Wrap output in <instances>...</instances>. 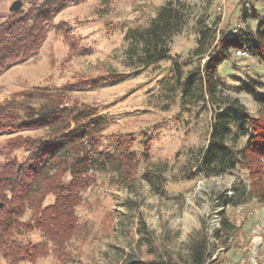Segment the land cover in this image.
Returning <instances> with one entry per match:
<instances>
[{
	"label": "rangeland",
	"instance_id": "1",
	"mask_svg": "<svg viewBox=\"0 0 264 264\" xmlns=\"http://www.w3.org/2000/svg\"><path fill=\"white\" fill-rule=\"evenodd\" d=\"M66 1L39 53L0 75V103L36 87L65 90L69 103L91 105L110 120L103 150L114 152V139L127 136L140 162L128 181L116 170L94 174V185L82 192L76 209L78 228L65 258L49 255L21 264H149L166 253L186 264L191 244L202 238L212 246L208 264H264V203H259L264 190L243 206L224 204L258 179L241 167L212 175L198 171L214 119L208 99L201 98L203 67L223 39H245L257 28L255 15L264 16V0ZM169 1L183 3L188 12L187 25L171 45L173 59L140 70L127 67L125 34L130 28L148 26ZM16 2L27 11L43 0H0V24ZM200 27L210 31V48L201 59L194 58ZM185 61L192 63L182 66V81L194 78L198 87L196 98L190 100L175 80L174 63ZM218 81L219 95L238 99L257 116L255 97L239 89L248 83L264 84V64L258 58L232 50L219 67ZM258 93L264 95V90ZM236 131L229 144L236 150L250 145L251 139ZM45 133L21 135L38 138ZM14 136H0V166L27 153L21 149L8 154L6 142ZM148 140L150 156L144 161ZM52 201L49 197L45 204ZM28 218L29 214L24 220ZM226 221L234 230L218 240L216 230ZM140 222L153 235L155 255L140 245ZM29 239L37 242L41 237L34 233ZM0 264H11L2 253Z\"/></svg>",
	"mask_w": 264,
	"mask_h": 264
},
{
	"label": "trees",
	"instance_id": "2",
	"mask_svg": "<svg viewBox=\"0 0 264 264\" xmlns=\"http://www.w3.org/2000/svg\"><path fill=\"white\" fill-rule=\"evenodd\" d=\"M67 5L66 0H43L41 5L27 11L11 13L0 24V75L13 64L28 61L39 53L49 27ZM255 20L257 28L247 38L222 40L219 48L209 55L199 81L201 98L208 99L214 119L209 145L198 171L212 175L241 167L251 178L258 179L249 188L238 191L234 198L226 199L224 204L235 208L247 204L264 190V175L260 174L264 169V95L258 93L264 90V84L248 83L239 89L255 97L259 108L257 116H253L238 99L218 94V70L232 50L258 58L264 64V16L255 15ZM187 23L186 6L169 1L148 26L130 28L125 34L126 66L140 70L171 61L173 40ZM209 32L200 27L194 58H204L209 51ZM191 63H174L176 84L184 89L188 100L196 98L198 87L194 78L183 82L181 70ZM68 88L75 90L72 86ZM68 96L65 90L45 86L13 94L0 103V136L16 135L6 142L8 154L13 156L21 149L27 152L23 156L14 155L0 166V253L11 264L27 260L34 263L49 255L65 258L67 244L78 228L76 209L82 201V192L94 185V174L116 170L128 181L139 166L140 160L132 153V141L127 136L114 139V152L103 150V133L110 120L91 105L69 103ZM233 129L239 136L250 138V145L234 149L229 144ZM35 131L46 133L38 138L21 135ZM150 146L148 140L142 155L144 161L150 156ZM49 197L53 201L46 205ZM27 214L29 218L24 220ZM140 224V245L155 255L153 235L143 222ZM233 230L226 221L215 234L221 240ZM34 233L41 240L31 241L29 236ZM211 249L208 239L196 240L189 248L186 264H208L213 258ZM149 264L178 262L166 253Z\"/></svg>",
	"mask_w": 264,
	"mask_h": 264
},
{
	"label": "water",
	"instance_id": "3",
	"mask_svg": "<svg viewBox=\"0 0 264 264\" xmlns=\"http://www.w3.org/2000/svg\"><path fill=\"white\" fill-rule=\"evenodd\" d=\"M19 10H21V3H19V2L14 3V5L11 9V13L19 11Z\"/></svg>",
	"mask_w": 264,
	"mask_h": 264
},
{
	"label": "built area",
	"instance_id": "4",
	"mask_svg": "<svg viewBox=\"0 0 264 264\" xmlns=\"http://www.w3.org/2000/svg\"><path fill=\"white\" fill-rule=\"evenodd\" d=\"M239 54H241V52H238Z\"/></svg>",
	"mask_w": 264,
	"mask_h": 264
}]
</instances>
